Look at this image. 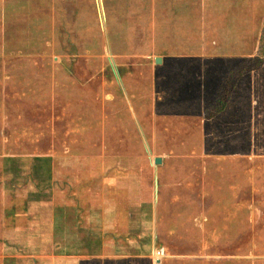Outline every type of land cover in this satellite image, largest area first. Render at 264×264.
Returning <instances> with one entry per match:
<instances>
[{"label":"rangeland","instance_id":"obj_1","mask_svg":"<svg viewBox=\"0 0 264 264\" xmlns=\"http://www.w3.org/2000/svg\"><path fill=\"white\" fill-rule=\"evenodd\" d=\"M263 39L264 0H0V264L143 242L154 195L143 155L209 152L216 88ZM250 106L253 141L264 126Z\"/></svg>","mask_w":264,"mask_h":264},{"label":"crops","instance_id":"obj_2","mask_svg":"<svg viewBox=\"0 0 264 264\" xmlns=\"http://www.w3.org/2000/svg\"><path fill=\"white\" fill-rule=\"evenodd\" d=\"M98 5L101 9L102 0ZM252 70L250 83L240 92L242 78L235 81L224 108L208 116L209 152L143 155L154 176L152 204L143 222V242L121 246L109 241L84 251L56 248L52 252L56 264H222L216 262L264 256V215L256 202L257 193L264 191V152L260 151L264 137L251 141L243 133V129L246 132L253 127L256 115L250 105L255 97L259 125L264 126V62ZM238 97L240 103L235 110L232 101ZM198 109L197 120L201 121V106ZM248 110L253 116L249 120ZM241 112H245L242 118ZM239 120L241 124L236 125ZM236 144H246V149L236 151ZM155 157H161V161L156 162ZM72 233L65 237L71 238ZM159 245L167 247V256L160 260L154 255Z\"/></svg>","mask_w":264,"mask_h":264},{"label":"trees","instance_id":"obj_3","mask_svg":"<svg viewBox=\"0 0 264 264\" xmlns=\"http://www.w3.org/2000/svg\"><path fill=\"white\" fill-rule=\"evenodd\" d=\"M263 62L264 45L260 48L258 54L255 57L247 61H243L242 63H239L235 67L226 71L216 88L215 102L209 108V114L214 115L215 113L219 112L224 108L230 97L232 88L234 87L235 81L238 76L252 69L260 67L261 63Z\"/></svg>","mask_w":264,"mask_h":264},{"label":"built area","instance_id":"obj_4","mask_svg":"<svg viewBox=\"0 0 264 264\" xmlns=\"http://www.w3.org/2000/svg\"><path fill=\"white\" fill-rule=\"evenodd\" d=\"M154 255H155V257L158 260H160L162 257L167 256V247H166V245H159L158 247H155Z\"/></svg>","mask_w":264,"mask_h":264},{"label":"water","instance_id":"obj_5","mask_svg":"<svg viewBox=\"0 0 264 264\" xmlns=\"http://www.w3.org/2000/svg\"><path fill=\"white\" fill-rule=\"evenodd\" d=\"M162 61H163V57H162V56L157 55V56L155 57V62H156V63H161ZM155 161H156V162H160V161H161V157H155Z\"/></svg>","mask_w":264,"mask_h":264}]
</instances>
